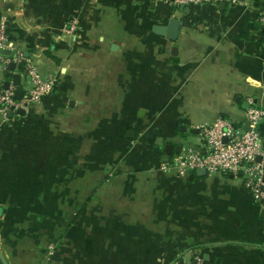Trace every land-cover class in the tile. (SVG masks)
Returning <instances> with one entry per match:
<instances>
[{
	"label": "crops",
	"instance_id": "1",
	"mask_svg": "<svg viewBox=\"0 0 264 264\" xmlns=\"http://www.w3.org/2000/svg\"><path fill=\"white\" fill-rule=\"evenodd\" d=\"M261 15L264 0H0L9 47L54 81L24 115L0 117L6 263L264 264V210L240 178L158 170L203 151L201 126L242 131V104L264 108ZM171 19L174 42L152 31ZM258 131L264 147V120Z\"/></svg>",
	"mask_w": 264,
	"mask_h": 264
},
{
	"label": "built area",
	"instance_id": "2",
	"mask_svg": "<svg viewBox=\"0 0 264 264\" xmlns=\"http://www.w3.org/2000/svg\"><path fill=\"white\" fill-rule=\"evenodd\" d=\"M161 1L175 5L239 3V0ZM258 23L264 28V15L258 18ZM11 64H14L15 68L10 73L19 70L20 76L30 87L19 100L15 98L17 87L12 83H9L8 88H0L2 121L19 115L18 111L25 110L30 104L39 103L54 88V81L42 79L34 65L25 59L22 50L9 47L6 26L2 21L0 22V77H4ZM247 103L248 107L244 111L245 130L238 131L228 120L217 118L211 125H203L199 128L202 152L187 148L180 154L167 157L159 164L158 170L177 177H184L198 169H204L208 175L238 177L242 180L243 187L264 210V147L258 131L260 123L264 120V108L257 106L253 101ZM53 251V246H48L46 257H50ZM194 261V264H202L196 257Z\"/></svg>",
	"mask_w": 264,
	"mask_h": 264
},
{
	"label": "water",
	"instance_id": "3",
	"mask_svg": "<svg viewBox=\"0 0 264 264\" xmlns=\"http://www.w3.org/2000/svg\"><path fill=\"white\" fill-rule=\"evenodd\" d=\"M179 28H180V21L177 19H171L167 26H165V27L154 26L152 28V31L157 35H164L166 37V39L174 42L177 39ZM6 54H8V53L6 52ZM14 68H15L14 64L9 65V71L5 73V77L6 78L11 77L12 78V85H14L15 87H19L21 76L19 74H11L10 73L11 71L14 70ZM8 86H9V82H5L4 88H8ZM22 94H23L22 91H20L19 89H16L15 98L19 100L22 97ZM242 106L244 109H247L248 103L247 102L243 103ZM18 114L24 115L25 113H24V111L20 110V111H18ZM10 117H11V115H10ZM155 144L157 146H162L163 140L159 139V142L157 141ZM163 149H164V152L166 155H173V153H180L181 147L180 146L174 147V145H172V144H164ZM196 174L204 176L205 170L204 169H198V170H196ZM0 262H1V264H7L5 259H4V256L1 253V251H0Z\"/></svg>",
	"mask_w": 264,
	"mask_h": 264
},
{
	"label": "rangeland",
	"instance_id": "4",
	"mask_svg": "<svg viewBox=\"0 0 264 264\" xmlns=\"http://www.w3.org/2000/svg\"><path fill=\"white\" fill-rule=\"evenodd\" d=\"M30 87V85L28 86V88ZM190 137H192V135L190 136Z\"/></svg>",
	"mask_w": 264,
	"mask_h": 264
}]
</instances>
